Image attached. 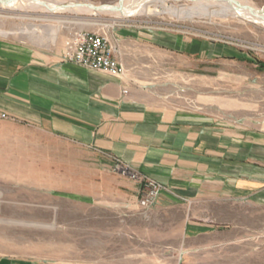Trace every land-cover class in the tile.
<instances>
[{"label": "rangeland", "instance_id": "rangeland-1", "mask_svg": "<svg viewBox=\"0 0 264 264\" xmlns=\"http://www.w3.org/2000/svg\"><path fill=\"white\" fill-rule=\"evenodd\" d=\"M73 1L107 9L121 0ZM247 1L264 9V0ZM163 6L196 8L186 0H161L151 9ZM47 25L61 26L48 46L26 34ZM81 31L106 36L116 49L124 75L104 74L143 88L151 99L169 106L213 108L216 96L261 94L256 86L264 82V72L254 64L264 68V27L241 18L156 12L121 20L67 11L50 16L0 4L1 40L62 54L66 38ZM162 34L221 46L243 59L203 62L168 53L150 42ZM121 166L162 186L151 207L143 209L142 184ZM169 192L158 180L91 147L29 127L0 125V261L264 264V192L256 199H236L225 191L208 193L209 198H163ZM197 224L208 225V230L190 231Z\"/></svg>", "mask_w": 264, "mask_h": 264}, {"label": "crops", "instance_id": "crops-1", "mask_svg": "<svg viewBox=\"0 0 264 264\" xmlns=\"http://www.w3.org/2000/svg\"><path fill=\"white\" fill-rule=\"evenodd\" d=\"M150 38L168 53L203 62L243 59L230 49L179 36ZM256 87L261 90L256 97L216 96L213 108L184 110L151 99L143 88L64 62L61 52L46 54L0 39V112L8 115L0 125L29 127L117 158L168 187L166 199L209 198L208 193L224 191L236 199L260 197L264 82ZM206 226L190 231L205 232Z\"/></svg>", "mask_w": 264, "mask_h": 264}, {"label": "bare ground", "instance_id": "bare-ground-1", "mask_svg": "<svg viewBox=\"0 0 264 264\" xmlns=\"http://www.w3.org/2000/svg\"><path fill=\"white\" fill-rule=\"evenodd\" d=\"M161 0H121L110 8L104 9L92 4L78 3L73 0H0L4 7L35 9L54 16L59 12H79L90 15H112L117 19L126 20L134 16L150 15L156 12L175 14L186 18L203 15L216 17L241 18L247 22L264 27V9L253 7L247 0H186L195 5V9H180L163 6L162 10L151 9V5ZM8 9V8H7ZM32 12V11H31ZM61 26L47 25L40 30H33L29 38L40 46H48L57 38ZM36 32H40L37 33ZM27 38V37H26ZM28 38V39H29Z\"/></svg>", "mask_w": 264, "mask_h": 264}, {"label": "built area", "instance_id": "built-area-1", "mask_svg": "<svg viewBox=\"0 0 264 264\" xmlns=\"http://www.w3.org/2000/svg\"><path fill=\"white\" fill-rule=\"evenodd\" d=\"M64 45L61 54L63 61L115 77L124 75L123 66L117 58V51L106 36L83 31L75 32L66 38ZM7 119L8 115L0 112V120ZM119 169L142 184L143 194L140 204L143 209L151 207L160 194L162 186L155 180L134 172L129 167L121 166Z\"/></svg>", "mask_w": 264, "mask_h": 264}]
</instances>
